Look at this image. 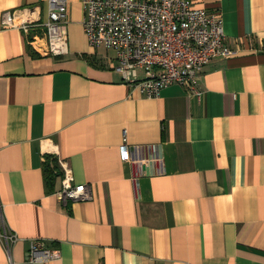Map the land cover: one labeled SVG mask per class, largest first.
<instances>
[{"label": "crops", "instance_id": "1", "mask_svg": "<svg viewBox=\"0 0 264 264\" xmlns=\"http://www.w3.org/2000/svg\"><path fill=\"white\" fill-rule=\"evenodd\" d=\"M189 1L220 13L236 54L204 67L199 95L147 99L90 47L81 0L61 57L30 45L45 28L1 26L4 12L44 23L48 0H0V230L19 237L0 264H31V241L60 252L33 264H264V0ZM51 158L91 201L57 199Z\"/></svg>", "mask_w": 264, "mask_h": 264}, {"label": "built area", "instance_id": "2", "mask_svg": "<svg viewBox=\"0 0 264 264\" xmlns=\"http://www.w3.org/2000/svg\"><path fill=\"white\" fill-rule=\"evenodd\" d=\"M68 4L69 0H48L44 23L4 12L2 30L16 29L30 35L31 29L43 27L44 36L34 38L30 45L42 55L66 56ZM81 5L82 28L90 47L114 51V71L124 84L137 88L147 99L160 98L172 85L199 95L197 85L204 67L214 59L236 54L226 45L220 13L196 8L189 0H81ZM120 158L130 161L125 134ZM50 166L54 168L53 163ZM59 166L61 188L55 193L57 199L64 205L91 201L90 186L75 185L72 170L63 162ZM18 241L16 233L2 227L0 242L9 255ZM59 259L58 250L46 249L40 241L30 242L28 263Z\"/></svg>", "mask_w": 264, "mask_h": 264}, {"label": "trees", "instance_id": "3", "mask_svg": "<svg viewBox=\"0 0 264 264\" xmlns=\"http://www.w3.org/2000/svg\"><path fill=\"white\" fill-rule=\"evenodd\" d=\"M51 163L54 164V168L51 169ZM46 172H47V178L46 182L49 183V185H52L53 182L55 181L56 177L60 175V172L58 170V166L56 163V159L51 158L47 163H46Z\"/></svg>", "mask_w": 264, "mask_h": 264}]
</instances>
